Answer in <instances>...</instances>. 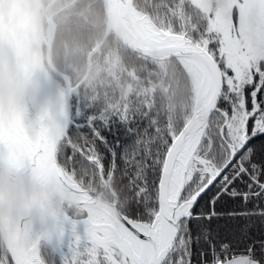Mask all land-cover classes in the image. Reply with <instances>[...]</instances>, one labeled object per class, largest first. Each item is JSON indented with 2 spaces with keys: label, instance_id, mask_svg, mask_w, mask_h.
I'll return each mask as SVG.
<instances>
[{
  "label": "snow or ice",
  "instance_id": "obj_1",
  "mask_svg": "<svg viewBox=\"0 0 264 264\" xmlns=\"http://www.w3.org/2000/svg\"><path fill=\"white\" fill-rule=\"evenodd\" d=\"M158 31L189 81L182 112L63 116L74 188L45 243L61 264H264V0H173ZM33 165L40 152L22 150ZM0 264H54L44 247Z\"/></svg>",
  "mask_w": 264,
  "mask_h": 264
},
{
  "label": "water",
  "instance_id": "obj_2",
  "mask_svg": "<svg viewBox=\"0 0 264 264\" xmlns=\"http://www.w3.org/2000/svg\"><path fill=\"white\" fill-rule=\"evenodd\" d=\"M132 1L104 0L107 30L92 53L114 35L126 49L141 56L175 59L158 36L163 29L139 13ZM45 12L42 0H0V230L5 248L20 259L27 255L26 249L47 240L45 229L54 213L75 195L73 185L54 164L52 138L61 117L73 115L72 94L87 80L92 67L90 62L86 75L73 85L54 66L56 23ZM31 96L40 99L38 109ZM33 148L40 152L35 165L26 163L22 155L23 149ZM5 185L14 186L15 191L9 192ZM38 213L45 227L32 239ZM52 249L60 258L59 244Z\"/></svg>",
  "mask_w": 264,
  "mask_h": 264
},
{
  "label": "trees",
  "instance_id": "obj_3",
  "mask_svg": "<svg viewBox=\"0 0 264 264\" xmlns=\"http://www.w3.org/2000/svg\"><path fill=\"white\" fill-rule=\"evenodd\" d=\"M43 4L57 24L52 63L77 85L86 75L88 57L106 34L104 0H43ZM133 5L161 29L171 27L173 0H133ZM91 61L89 77L72 94L73 115L84 111L124 115L150 107L178 113L188 102L189 81L177 58L159 61L141 56L111 35ZM41 247L48 253L46 260L51 256L54 264H61L45 242ZM0 249H5L1 230Z\"/></svg>",
  "mask_w": 264,
  "mask_h": 264
},
{
  "label": "bare ground",
  "instance_id": "obj_4",
  "mask_svg": "<svg viewBox=\"0 0 264 264\" xmlns=\"http://www.w3.org/2000/svg\"><path fill=\"white\" fill-rule=\"evenodd\" d=\"M121 6H122V10L124 11L125 6H124V2L123 1L121 3ZM31 97H32V104L34 105L33 107H35V109H38L40 107V104H41L40 103V99L38 97H36V98H34L33 96H31ZM42 224H44L43 215H41L40 213H38L37 214V218L35 219L34 223L32 224L31 233H32V236L33 237H37V235L39 234V229L42 226ZM64 243H65V241H64ZM64 243H63V245H64ZM59 246L61 247L60 244H59Z\"/></svg>",
  "mask_w": 264,
  "mask_h": 264
},
{
  "label": "flooded vegetation",
  "instance_id": "obj_5",
  "mask_svg": "<svg viewBox=\"0 0 264 264\" xmlns=\"http://www.w3.org/2000/svg\"><path fill=\"white\" fill-rule=\"evenodd\" d=\"M43 1V0H42ZM44 5V4H43ZM44 9H46V12H45V16H47V17H52V16H49L48 15V9H47V7H45L44 6ZM52 20H53V18H52ZM55 22V21H54ZM56 23V22H55ZM47 25H48V23H47V21H46V27H47ZM56 27H57V24H56ZM56 27H55V31H56ZM53 50V49H52ZM45 51H46V49H45ZM45 51H44V53H45ZM97 52H99V51H97ZM97 52H94V53H92V54H90V56L88 57V66H89V64H90V62L92 63V67H91V70H92V68H93V62L91 61V57H92V55L93 54H95V53H97ZM52 57H53V55H52ZM45 59H46V53H45ZM87 70H88V68H87ZM86 70V71H87ZM90 70V71H91ZM53 73V72H52ZM86 73V72H85ZM91 73V72H90ZM66 75V74H65ZM62 79V78H61Z\"/></svg>",
  "mask_w": 264,
  "mask_h": 264
},
{
  "label": "built area",
  "instance_id": "obj_6",
  "mask_svg": "<svg viewBox=\"0 0 264 264\" xmlns=\"http://www.w3.org/2000/svg\"><path fill=\"white\" fill-rule=\"evenodd\" d=\"M35 221V220H34ZM34 223V222H33ZM42 227H40V229H41ZM39 229V233L41 232V230ZM32 230V229H31ZM38 236H39V234L37 235V237H33L32 236V233H31V237L33 238V239H37L38 238ZM68 240V241H67ZM69 242H70V240H69V238L67 237V239L65 240V243H64V245H61V247L64 249V248H69L70 247V244H69Z\"/></svg>",
  "mask_w": 264,
  "mask_h": 264
},
{
  "label": "rangeland",
  "instance_id": "obj_7",
  "mask_svg": "<svg viewBox=\"0 0 264 264\" xmlns=\"http://www.w3.org/2000/svg\"><path fill=\"white\" fill-rule=\"evenodd\" d=\"M133 2V1H132ZM140 13V12H139ZM143 14V13H142ZM144 15H146V14H144ZM148 17H149V15H147ZM150 18V17H149ZM150 19H152V18H150ZM153 20V19H152ZM154 21V20H153ZM45 26H46V23H45ZM164 29V28H163ZM55 44V43H54ZM45 51V50H44ZM44 57H45V54H44ZM55 66V65H54ZM61 81V80H60ZM62 82V81H61ZM63 83V82H62ZM151 91H153L152 89H151ZM154 92V91H153ZM42 228L40 229L41 230V232L39 233V234H41L42 233V230L44 229V225L42 224V226H41ZM68 238H69V240H70V242H69V244L71 245V243H72V237H71V235H69L68 236ZM68 241V240H67ZM64 250L65 251H67L68 250V248H64Z\"/></svg>",
  "mask_w": 264,
  "mask_h": 264
},
{
  "label": "clouds",
  "instance_id": "obj_8",
  "mask_svg": "<svg viewBox=\"0 0 264 264\" xmlns=\"http://www.w3.org/2000/svg\"><path fill=\"white\" fill-rule=\"evenodd\" d=\"M5 187L8 189L9 192H14L15 191L14 186L5 185Z\"/></svg>",
  "mask_w": 264,
  "mask_h": 264
}]
</instances>
